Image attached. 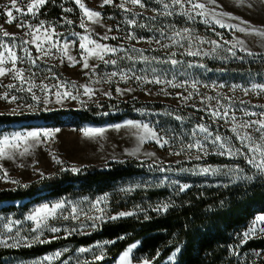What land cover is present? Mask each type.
Here are the masks:
<instances>
[{
  "label": "rangeland",
  "instance_id": "rangeland-1",
  "mask_svg": "<svg viewBox=\"0 0 264 264\" xmlns=\"http://www.w3.org/2000/svg\"><path fill=\"white\" fill-rule=\"evenodd\" d=\"M148 1L156 0H143L145 3L144 8L133 6L130 3L126 4V7L133 12L150 16L163 11L162 5L160 6L161 8L154 9L147 4ZM28 2L29 0H19L18 6L26 11V4ZM83 2L88 8L99 11L101 13V19L99 23H91L88 22L86 18H84L88 31L86 32L84 29V32L79 33L80 35H90V37L94 40H97V42L116 48H126L125 43L133 41L124 39V34L120 31V27L116 36L118 39L117 44H111L109 39H101L104 35L112 37L111 31H108V29H111V25L106 21L102 14L103 8L107 5L101 7L100 5L102 4V0H83ZM121 2L122 0H114L113 5L117 6ZM9 4L10 3L8 1L5 3L4 0H0V19L5 20L4 23H6V16L5 8L2 6ZM209 7H215L217 11L227 12L232 17H235L233 19H226L227 23L239 24L240 20H244L249 22L247 25L248 27L264 31V0H217V5H209ZM13 14L19 18L17 21L23 19L25 22L31 23L33 25L38 24V21L40 20L38 17H19L18 13L14 12ZM183 18L186 19V21L188 20L190 22L199 23L203 26V31L191 29L192 35L197 38V40L217 41L218 44V46L211 43L195 44L192 50H196L198 47L202 53L200 56L195 57H208L210 59L220 61L247 59L249 55H247L246 51L241 50L242 48L254 53V56H264V37H261L255 33H240L227 28H219L215 25H206L201 22V18H197L194 21L189 20L187 17ZM44 22L45 26H52L55 28L57 35L54 37V39L58 40L61 44H63L64 41H67L69 43L70 54L75 57L77 61H80L79 63H76L75 66H70V62L66 57H64L63 63H61V53L53 49L55 56L37 61L35 67H30L27 63H18V67L25 69L30 68L31 72L35 73L33 80L37 85L44 83L51 87L54 84L64 82L67 90L71 91L73 95L78 97L76 100L63 99L62 104H56L54 102L55 97L53 96V103L47 105L48 110L83 109L91 105L98 104L101 101L114 100H139L148 101L151 103L164 102L167 104V107L165 110L136 109L134 113L144 118H124L120 121L104 122L101 124L83 123L78 126L72 121H69L63 125L54 126L53 124L45 123L42 120H37L33 121L35 125L34 127H27L25 123H14L0 126V139H2L4 136L11 137V135L16 132L23 134L31 130L51 129L54 131L57 128L60 129L59 132L54 133L52 138H42V142L39 144H36L30 140L27 145H25L23 142H20V146L18 148L7 149L8 156L11 158L9 159L6 157L4 159H0V177L3 176L4 171H7L8 177L7 182L5 179H0V190L17 188L21 185H26L35 180L51 176L58 170H70L72 167L81 169L85 166L106 163L109 161H124L126 159H136L139 161L147 160L155 165V167H150V169L148 168V170L143 174L136 175L132 178L119 182L116 185L114 192L105 193L93 199L89 197L77 199L62 198L60 200H52L50 202H45L38 205L31 204L29 205V211L21 218L15 216L13 212L6 211V209L12 207L20 208L26 205L29 200L2 203L0 204V219H2L0 226V239H6L10 235L16 236V233L19 232V238L27 237L30 240L34 235L38 234L32 232V229L36 227L35 222L28 220L27 217L32 215L35 209L41 207L44 204H48L49 206L57 202H63L65 204L64 209L57 210L55 217L48 218L47 227H44L43 225L41 226V230L43 231V236L41 239L53 241L56 240L53 239V236L59 237L58 239L65 238L67 232L71 231L73 228L77 229V231L73 234H87L93 232L103 223L111 221L108 220L109 216L118 215V213L121 211L133 212V216L143 213L144 210H141L142 204L140 203H137L136 205L134 204V206L132 205L133 207L131 209H121L118 211L115 210V207H117V205H119L123 199H148L146 194H144L143 197L138 198L136 193L139 191H147L148 189L161 187H167L169 190L174 191L179 188L180 184H189L191 187L193 183L187 181L189 177H210L215 179L214 183L216 185L244 179L243 177H245V175L243 171H234L237 166H212L202 163L208 156L214 154L219 155L218 148L212 145L210 142L206 144V155L204 153L197 152L195 149L188 150L184 148L182 150V147L183 145L193 141L194 138L191 136L192 129L200 123L209 126L210 131H212L213 134H220L222 137L233 136L232 133L231 135L224 133L225 129L230 130L231 123L225 124L223 121L213 123L212 119L205 111H197V109H204L209 104L216 106V99L211 101L204 99L203 103H201V100L205 97L211 96L214 98H219L220 103L225 107L231 106L229 111L230 113L234 112L237 118L248 119V117L243 116L241 109L246 108L249 111H254L257 113L264 111V92L258 93L249 91V93L246 95L242 90L243 88H251L252 84H264V74L255 78L252 77L248 78L247 80L235 82L232 77H227L223 74V72L212 71L210 69H206L205 66L200 67L199 65H202L201 63H198V66L193 69L189 68L188 66L187 70L184 71L181 69V61H184L188 57L187 55L183 54L187 51V43H184V48H180L179 46L174 45L171 40L160 38L163 43L170 45L168 48H163L165 52L164 55L167 57L166 59L171 56V53L175 52L177 55L172 58H175L179 61L176 66L171 65L170 68L166 67V69H164V71L167 73V78L171 79L172 76L175 75L176 83H181L185 80L188 81L189 85H186L187 91L185 88L167 87L166 92L169 94L166 95L165 92L161 91V89L165 87L164 85H140L135 80L125 82L119 80L118 77H114L112 78V82H108V75L112 71L117 70V67L113 70L104 69L100 72L96 71V68L94 71L83 69L81 50L79 49V37L73 35L70 37H59V35L62 33V30L59 29V27L63 24H60L58 27L57 25H53L51 22ZM184 28L185 27L178 28L176 31H181ZM23 29L24 36L17 37L15 41L16 44H19L21 40L30 39L29 36L25 35L27 29ZM155 40L156 39L153 38L147 39L146 41L142 40V45L145 47H149L151 45H154L153 47L160 46L155 43ZM73 41H75V43H73ZM134 41L138 42L141 40L138 39ZM238 41H242L243 44L241 45L238 43ZM233 45H235V48H233ZM230 48L236 52V56H232L231 52L229 51ZM17 51L19 55H23L19 49H17ZM205 52H207L208 55H203ZM32 53L33 57H35L36 52L34 48H32ZM121 54L122 53H118L116 55L108 54V57L106 58H112L111 56H115V58H117ZM89 63L99 66L102 62L98 59H90ZM133 67L138 73L149 74L147 68L144 66ZM118 68L127 70L129 67ZM49 69H51L50 72ZM198 69H202L205 79L201 80L195 76L194 73ZM149 78H151V76H149ZM193 80L199 81L197 90H193L190 87V82ZM9 83L17 82L13 81L10 76L0 78V97H2L6 92L9 95V100L0 98V113L29 114L45 111V106L42 103L37 106L35 102L32 101L31 95L29 93L16 91L15 89L9 90L6 87H3V85H7ZM73 84H75V88H73ZM82 85L92 88L94 90V94L91 95V97L84 95L83 88L81 87ZM205 85H207V87ZM213 85H215V87H213ZM219 85H224V87H219ZM117 87L122 90L130 88L132 91L124 92L123 95H121L116 92ZM34 91L37 95L43 98L44 94L41 93L38 88L34 89ZM197 91L199 95L196 94ZM188 92L193 93L192 99L184 102L182 99L178 98V94H183L186 96L188 95ZM12 95L17 96V100L15 102H10ZM27 105H33V107L28 108ZM193 105H195V107H193ZM13 109H15V112H13ZM176 115L181 116L183 119L181 121H177L174 118ZM258 118L259 117H252V119ZM127 120H134L149 124L154 130L158 132L159 135H162L165 139H168L169 144L164 147H160L154 140H146L144 143H140L137 135L135 134V129L128 127L116 129L114 127L116 124L123 125ZM88 127L104 128L105 131L100 136L89 137L85 136L83 131H81L82 129ZM203 135V133H200L198 138H202ZM231 144L233 151L240 147L239 142L235 139H232ZM25 147L29 148L27 153H24ZM128 148H133L135 150L129 151ZM137 148H139V151H136ZM133 152H135V155L130 154ZM21 153H23V155H21ZM197 156L200 158L197 159ZM53 157H55V160ZM231 157L236 156L234 155ZM56 160L61 161V163H56ZM203 167L216 168L219 169V171L215 174H201L199 169ZM161 169H164V171H161ZM254 170L256 171V169ZM40 173H43L44 176L42 177ZM256 173L258 172L256 171ZM11 181H19L20 183L14 184L11 183ZM101 197L107 198L97 206L104 209V219L102 221H96V227H90L89 225H91L92 221L86 220L83 214L80 215L78 220L63 219V216L70 214L72 206L83 209L88 213V216L101 215V213L92 208V205L95 203V201ZM114 199L121 200L116 202ZM161 206L162 202H159L154 207L156 209ZM9 221L14 222L12 224V233H9L5 227ZM253 221L249 224L248 228L244 232L253 227ZM50 227H58L61 229V232L53 234L48 231V228ZM256 227L257 232L254 233L250 238L264 237V233L259 232V228L264 227V225H256ZM9 242L11 243L12 241L10 240ZM112 244L113 243H111V241H103L87 247L67 246L64 249L56 250L40 257L26 260H13L7 264H38L40 261H43V264H85V261L89 262V264H104L108 258V249ZM133 245H136V247L133 248ZM139 246L140 242H136L125 250L128 251L131 249L129 258L132 260V264H142L143 260L145 259L149 260L150 264H154V258H137L136 251ZM80 248H88L90 251L82 253L79 251ZM0 249H3V247H0ZM101 251L104 252V260L94 261V256L99 255ZM56 252H60L61 255L56 257ZM123 253L120 256H122ZM258 253H244L236 264H254V262L260 257V253L259 255ZM179 254L180 249L179 251H174V253L161 264L177 263ZM45 256H50L53 258L50 261H44L43 258ZM119 257L112 264H119ZM170 257H174V259H170Z\"/></svg>",
  "mask_w": 264,
  "mask_h": 264
},
{
  "label": "trees",
  "instance_id": "trees-1",
  "mask_svg": "<svg viewBox=\"0 0 264 264\" xmlns=\"http://www.w3.org/2000/svg\"><path fill=\"white\" fill-rule=\"evenodd\" d=\"M147 4L154 9L161 8L156 1H148ZM65 7L73 8V12L65 13L63 11ZM102 14L111 25L112 36H117L116 27L119 26L125 40L129 32L142 38L138 42L133 40L125 43V46L143 49L144 55L150 58L157 57L164 60L167 58L164 55V49L160 46L142 45V40L162 38L159 36V30L163 29L167 34H171L170 26H174L175 30L189 27L203 31L202 25L186 21L179 15L165 17L156 13L150 16L133 11L125 12L116 5L105 6ZM154 16L156 19H151ZM37 17L58 27L63 24L59 27L62 30L59 37H70L73 32H84V29L79 27L82 14L73 0H49L41 8ZM127 19H135L137 24L129 26L126 23ZM65 20H71L72 24L65 23ZM139 25L145 27H139ZM109 42L115 45L118 39H109ZM182 42L187 43L186 40ZM111 57L115 58V56ZM136 59L139 58L136 57ZM198 63L206 69L223 72L227 77H232L235 82L264 74L263 55L227 61L188 56L181 61V69L186 71L189 64L192 65L189 68L193 69L198 66ZM129 66H144L150 74L149 70L153 67L158 73L166 67L170 68L171 64L138 62L133 65L132 61L118 60L117 67ZM115 68L101 63L96 67V71ZM194 74L201 80L205 79L202 69H198ZM166 107L167 104L164 102L101 101L83 109H53L29 114L0 113V126L25 123L27 127H34L33 121L37 120L54 126H60L69 121L78 126L83 123L101 124L120 121L124 118H144L134 113L136 109L165 110ZM224 133L231 135L229 129H225ZM202 163L212 166H237L243 169L245 176H253L254 179H241L235 183L216 185L215 179L210 177H189L187 181L193 185L184 192H180L179 188L171 191L167 187H161L136 193L138 198L146 194L148 199H114L116 202L121 200L119 205L116 204V211L131 209L137 203L142 204L141 210L144 211L137 216L103 223L98 229L87 234H73L67 238L33 245L30 248L0 249V264H7L13 260L33 259L67 246L87 247L103 241H115L108 249V258L104 264H112L136 242H140L136 251L137 258H154V264H161L177 249H180V254L175 264H236L244 253L250 252L260 253V257L254 264H264V237L250 238L247 242H243V233L249 224L257 215L264 214V176L256 173L243 156L229 157L214 154L208 156ZM150 167L155 165L147 160L126 159L85 166L79 173L58 170L51 176L26 184L27 187L21 185L17 188L0 190V204L29 200L20 208L6 209L21 218L29 211L31 204L38 205L62 198L89 197L93 199L99 195L114 192L119 182L143 174ZM159 202H162V205L169 204V209L166 212L155 211L154 206ZM1 223L2 219H0V226Z\"/></svg>",
  "mask_w": 264,
  "mask_h": 264
},
{
  "label": "snow or ice",
  "instance_id": "snow-or-ice-1",
  "mask_svg": "<svg viewBox=\"0 0 264 264\" xmlns=\"http://www.w3.org/2000/svg\"><path fill=\"white\" fill-rule=\"evenodd\" d=\"M49 0H29L26 4V11L23 10L19 5V0H10V4L6 6H2L5 8V16L6 23L12 24L14 21H17L19 18L14 16V12L19 14V17H27L31 16L35 18L40 13L42 7H44ZM76 6H78L80 12L82 13V18L79 24V27L85 29L87 32L88 29L86 27L85 19L91 23H99L101 19V13L99 11L92 10L88 8L83 0H74ZM130 3L133 6H139L140 8L145 7V3L143 0H122L119 5H117L120 9H123L125 12H130L131 10L126 7V4ZM158 5H162L163 11L159 13L165 17H172L175 15H179L181 17H187L189 20H196L197 18H201V22L206 25H215L219 28H227L230 30L238 31L240 33H255L261 37H264V31H260L256 28H250L247 25L248 21L240 20L239 24L227 23L226 19H233L229 13L224 11H217L215 7H209V5H217V0H156ZM114 0H102L103 7L104 5H113ZM179 9V11H178ZM65 13L73 12V8L65 7L63 8ZM139 15V14H136ZM151 19L155 20L156 17H152ZM65 23L72 24L71 20H65ZM126 23L129 26H135L137 24L135 19H127ZM244 25V26H241ZM18 28H26L27 32L25 35L29 36L30 39L21 40L19 44H16L15 41L17 37L14 34H10L8 31H2L0 34V78L10 76L11 79L17 83H9L7 85H3L9 90L15 89L20 92H27L31 95L32 101L35 102L37 106L41 103L45 106V110L47 109V105L53 103L52 97H55L54 102L56 104H62L63 99H71L76 100L78 97L73 95V93L67 90V87L64 82H60L52 85L51 87L48 84L41 83L37 85L33 77L35 73L31 72L30 68H20L18 67V63H27L30 67H35L37 61L42 60L44 58H51L55 56V52L53 49L59 51L61 53V63H63V58L66 57L70 62V66H75L77 61L75 57H73L69 52V43L64 41L61 44L58 40L54 39L57 35L55 28L52 26H45V22L43 20L39 21L38 24H31L25 22V20L20 19L16 25ZM139 27H145L144 25H139ZM172 28V34L168 35L163 29L159 30V36L171 40L174 45L179 46L180 48H184L185 44L182 41H187V51L183 54L187 56H200L202 53L197 47L196 50H192L195 44L202 43H211L213 45L218 46L217 41H203L197 40L192 35V30L189 28H184L181 31H176L174 26H170ZM112 29H108L111 31ZM117 31H119V26H117ZM73 36L79 37V49L81 50V61L83 69H88L90 71H94L98 65H92L89 63L90 59H98L104 65H112L117 67L118 60H129L133 62V65L138 62H143L145 64L148 63H170L172 66H176L179 61L175 58L177 54L175 52L171 53V56L164 60L158 59L157 57H148L144 55L143 49H136L135 47L131 48H116L109 47L106 44L99 43L97 40H94L90 37V35H80L79 33H72ZM127 40H138L142 38L136 37L133 33L129 32L125 37ZM179 38V39H177ZM101 39H117V37L112 36L109 37L104 35ZM75 43V41H73ZM155 43L160 45L161 48H168L170 45L163 43L161 39H156ZM227 43V42H226ZM241 45L242 41H238ZM31 46V47H29ZM32 48L35 49L36 56L33 57ZM235 48V45H233ZM17 49L23 53V55H19ZM215 50V49H213ZM247 52V55L251 56L254 53L247 51V49H241ZM232 56H236V52L233 49H229ZM118 53H123V55L118 56L117 58H106L108 54L116 55ZM135 54V55H133ZM203 55H208L207 52L203 53ZM136 57L139 59L137 60ZM203 67V65H199ZM189 67H192L189 64ZM51 69H49V72ZM151 78H149V74L138 73L133 66H129L127 70L119 69L112 71L107 79L108 82H112V78L118 77L121 81H130L135 80L138 84H156V85H164L165 87L161 89V91L165 92V94H169L166 92L167 87L171 88H185L187 91L186 85H189L188 81H183L181 83L175 82V75L172 76L171 79L167 78V73L164 70H161L157 73V69L155 67L150 70ZM27 73V75H26ZM199 81L193 80L190 82V87L193 90H197V85ZM75 88V84L72 85ZM207 87V85H205ZM83 88V94L91 97L94 94V90L86 85L81 86ZM215 87V85H213ZM219 87H224V85H219ZM235 87V86H234ZM39 89L41 93H43V98L37 95L34 89ZM63 89V90H61ZM244 93L247 95L249 91L252 92H264V84H252L251 88H243ZM132 89H120L116 88V92L118 94L123 95L124 92H131ZM199 95L198 91L196 93ZM5 100H9V95L6 92L2 97ZM178 98L182 99L184 102L193 98V93L188 92V95L178 94ZM207 99L211 101L216 99V106L207 105L204 109H197V111H205L207 115L212 119L213 123L218 121H223L225 124L231 123L230 131L233 134L232 137H222L220 134H213L210 131V127L206 126L203 123L197 124L195 128L192 129L191 136L194 138L191 143H187L183 145L182 150L184 148L188 150L195 149L199 153L207 154L206 144L211 143L212 145L218 148L219 155H228V156H243L246 163L250 165L252 168L256 169V171L264 176V111L257 113L254 111H249L246 108L241 109L244 117H248V119L237 118L234 112L229 111L231 106L225 107L220 103L219 98L214 97H205L201 100ZM17 100V96L12 95L10 98V102H15ZM243 103V102H241ZM28 108H32L33 105H27ZM195 107V105H193ZM15 112V109H13ZM170 114V113H169ZM252 117H259L258 119H252ZM177 121H181L183 118L179 115L174 117ZM116 129H120L121 127H128L136 130V135L140 141V143H144L146 140H154L156 144L160 147H164L169 144V140L165 139L162 135H159L156 130H154L149 124L141 123L134 120H127L123 125L116 124L114 125ZM60 129L57 128L54 131L51 129H39V130H31L26 133L16 132L9 136H4L0 139V159L11 158L8 156L7 149L8 148H18L20 146V142H23L25 145L31 140L36 144L42 142V138H52L54 133L59 132ZM83 131L85 136L95 137L100 136L104 133V128H93L88 127L84 128ZM203 133L202 138H198L199 134ZM232 139H235L239 142L240 147L236 148L233 151V147L231 144ZM29 151L28 147L24 148V153ZM139 151V148L136 149ZM131 155H135V152L130 153ZM179 154V153H177ZM23 155V153H21ZM200 157L197 156V159ZM55 160V157H53ZM56 163H61V161L56 160ZM68 170V169H64ZM73 173H79L81 170L76 167H72L70 169ZM164 171V169H161ZM219 169L203 167L199 169L201 174L207 173H217ZM236 172L243 171L237 167L234 169ZM43 177L44 174L40 173ZM8 173L7 171L3 172V176L0 179H5L7 182ZM246 180H253V176H245L243 177ZM11 183L19 184V181H11ZM235 183V181H233ZM27 187V185H23ZM190 187L189 184H180L179 191L184 192ZM106 197H101L96 200L92 205V208L97 212L101 213L98 216H88V213L83 209H79L76 206L71 207V212L69 215L63 216L64 220L72 219L78 220L80 215L83 214L86 220H91L92 223L89 225L90 227H96V221H102L104 219L103 213L104 209L97 207L101 204L103 200H106ZM169 204H164L161 207L154 209L155 211H167L169 209ZM65 204L63 202H57L51 206L48 204H44L41 207L35 209L34 213L27 217L28 220L34 221L36 227L32 229V232L38 233L34 235L30 240L27 237L19 238V232L16 233V236H8L6 239H0V247L15 249L19 247L30 248L35 244H44L50 243L51 240L41 239L43 236V231L41 230V226L47 227V220L49 217H55L58 209H64ZM133 212H124L121 211L118 215H111L108 217V220L115 221L122 217L133 216ZM147 218V217H146ZM14 222L9 221L8 224L5 225L9 233H12V224ZM256 225H264V214L257 215L253 221V227H251L248 231L243 233V242H247V240L257 232ZM48 231L56 234L61 232V229L58 227H50ZM77 229L73 228L71 231H68L65 238L68 235H72L76 232ZM259 232L264 233V227L259 228ZM59 237L53 236V239H58ZM121 239L123 237H120ZM12 241L11 243L9 241ZM111 243H115V241H111ZM133 248L136 245L132 246ZM80 252H88L90 249L88 248H80ZM179 251V249H177ZM131 249L125 251L122 256L119 257V264H132V260L130 257ZM61 255L60 252H56L55 256L59 257ZM259 255V253H258ZM53 257L45 256L43 258L44 261H50ZM104 252L101 251L99 255L94 256V261H102L104 260ZM170 259H174V257H170ZM38 264H43V261L38 262ZM85 264H89V262L85 261ZM142 264H150V261L145 259Z\"/></svg>",
  "mask_w": 264,
  "mask_h": 264
},
{
  "label": "crops",
  "instance_id": "crops-1",
  "mask_svg": "<svg viewBox=\"0 0 264 264\" xmlns=\"http://www.w3.org/2000/svg\"><path fill=\"white\" fill-rule=\"evenodd\" d=\"M3 1V0H2ZM9 2L10 3V0H4V2ZM5 20H2L0 19V30H1V33L2 31L6 30L8 31L10 34H14L16 37H22L24 36L23 34V31L24 29L22 28H18L16 25L19 21H14L12 24H6L4 23Z\"/></svg>",
  "mask_w": 264,
  "mask_h": 264
},
{
  "label": "bare ground",
  "instance_id": "bare-ground-1",
  "mask_svg": "<svg viewBox=\"0 0 264 264\" xmlns=\"http://www.w3.org/2000/svg\"><path fill=\"white\" fill-rule=\"evenodd\" d=\"M129 149V151H133V150H135V149H133V148H128Z\"/></svg>",
  "mask_w": 264,
  "mask_h": 264
}]
</instances>
